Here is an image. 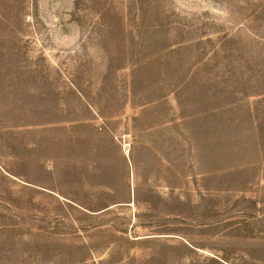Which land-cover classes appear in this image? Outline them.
Returning a JSON list of instances; mask_svg holds the SVG:
<instances>
[{
	"label": "rangeland",
	"instance_id": "obj_1",
	"mask_svg": "<svg viewBox=\"0 0 264 264\" xmlns=\"http://www.w3.org/2000/svg\"><path fill=\"white\" fill-rule=\"evenodd\" d=\"M0 264H264V0H0Z\"/></svg>",
	"mask_w": 264,
	"mask_h": 264
}]
</instances>
